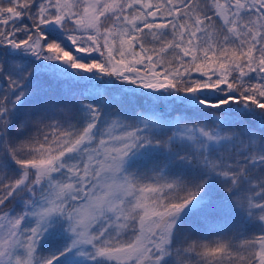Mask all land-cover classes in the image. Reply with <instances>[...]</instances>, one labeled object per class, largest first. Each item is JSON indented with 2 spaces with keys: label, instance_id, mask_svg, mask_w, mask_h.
<instances>
[{
  "label": "snow or ice",
  "instance_id": "snow-or-ice-1",
  "mask_svg": "<svg viewBox=\"0 0 264 264\" xmlns=\"http://www.w3.org/2000/svg\"><path fill=\"white\" fill-rule=\"evenodd\" d=\"M0 264H264V0H0Z\"/></svg>",
  "mask_w": 264,
  "mask_h": 264
}]
</instances>
